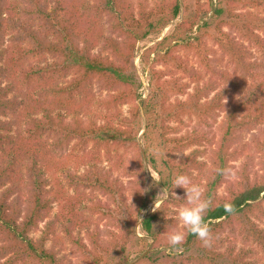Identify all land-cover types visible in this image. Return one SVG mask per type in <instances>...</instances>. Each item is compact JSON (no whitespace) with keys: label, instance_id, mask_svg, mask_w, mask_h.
<instances>
[{"label":"trees","instance_id":"1","mask_svg":"<svg viewBox=\"0 0 264 264\" xmlns=\"http://www.w3.org/2000/svg\"><path fill=\"white\" fill-rule=\"evenodd\" d=\"M26 1L32 5L26 14L41 16L51 34L41 35L31 24L5 19V0H0V79L7 72L2 40L7 26L20 28V39L29 44L21 49L19 57L45 53L57 59L51 70L71 77L68 87L60 89L68 95L71 113L46 110L42 118L34 119L33 127L39 137L53 139V151L65 150L71 144L83 151L79 167L84 171L67 172L68 185L79 192L77 195H68L63 187L48 188L50 167L42 160L45 155L32 153L30 147L14 141L13 122L6 117L16 112L19 102L0 81V264H73L61 256L67 243L92 264H107L109 256L128 264L130 242L148 245L146 238L137 237L138 226L154 241L147 259L156 264H163L154 254L162 246L171 248V252L181 250L169 254L165 264H264V127L259 128L260 135L254 141L242 140L244 131L264 124V105H259L264 84L255 83L248 90H241L237 83L219 88L208 44L198 37L179 44L181 38L174 33L164 39L175 42L174 46L155 54L150 67V93L138 101L134 68L137 43L161 32L179 16V0H155L150 7L145 0H96L93 7L99 15L108 17L111 31L118 37L97 33L99 43L105 41L111 50L106 56L92 52L97 40L86 38L84 30L78 32V6L60 15L57 8L48 11L44 0ZM226 4L229 13L223 23L235 33L220 27L218 45L236 69L253 75L262 64L254 59L250 47L264 53V0H226ZM236 5L242 11L237 12ZM82 6L85 10L89 5ZM196 24L193 20L180 28L193 30ZM183 50L194 58L198 69L179 54ZM13 61L11 56L9 62ZM37 74L41 76L42 72ZM219 76L226 77L221 72ZM94 84L107 90V95L91 98L89 87ZM83 94L88 104L75 106V96ZM126 104L130 105L129 115L121 109ZM83 107L85 111L80 112ZM221 113L215 134L208 128ZM143 114L145 148L138 140ZM189 120H196L203 129L180 133ZM89 145L97 154L103 152L102 159L95 160L96 156L86 151ZM256 157L262 159L260 170L256 169ZM103 161H109L110 166H103ZM147 164L159 175V183L170 198L142 217L156 198ZM226 167H231L235 175L220 174ZM178 174H187L201 185L210 201L205 221L212 232L211 247H204L196 236L178 226L175 208L186 204L185 190L172 185ZM87 189L107 200L86 197L83 191ZM57 200L64 201L62 215L51 218L40 236L34 237L33 231L49 217ZM106 219L108 227L102 229L100 222ZM58 223L62 225L59 233ZM173 231L185 233L178 249L168 243Z\"/></svg>","mask_w":264,"mask_h":264},{"label":"rangeland","instance_id":"2","mask_svg":"<svg viewBox=\"0 0 264 264\" xmlns=\"http://www.w3.org/2000/svg\"><path fill=\"white\" fill-rule=\"evenodd\" d=\"M47 3V10L52 11L54 8L60 10V15H66L70 10H73L78 6L80 10V16L78 20L80 22V28L78 32L85 31L86 38L97 40L94 44V49L92 50L95 54H102L104 56L111 53V50L106 48L105 41L99 43V38L97 37L98 32H104L105 37L118 38L115 33L111 31V23L106 15H99V13L93 7L96 3V0H44ZM140 0H133V2H138ZM150 6L153 5L155 0H145ZM181 10L179 16L173 20L168 26L163 28V30L156 34H151L145 39L139 41L135 50L134 58V68L136 71V87L137 92L140 95L138 101L146 99L150 93L151 85V74L150 67L152 66L155 58V54H163L165 51L170 50L174 43H170V40L164 41L165 38L172 36L174 33H177V37L181 38L178 43L185 44L188 41H195V39L202 38L206 44H208L211 54L209 58L211 59V64L216 68L218 74L214 76L218 80L220 86L219 88L229 85L232 83H237L240 86L241 90H248L255 83L264 84V53L257 48H252L254 52V59L259 60L262 64L257 70H254L253 75L244 73L241 69H236L235 65L230 63L227 55L219 47L217 38L220 37L219 28L222 30L228 31L232 34L235 33L234 29H231L228 25H225L223 22L227 20L229 10H227L226 0H179ZM83 4H87L84 10ZM240 5H236V11H242ZM32 5L26 0H5L3 4L4 17L5 19H14L16 23L29 25L31 24L33 28L41 35L51 34L45 21H42L41 16L33 14L32 17H29L26 12L31 11ZM220 10H223L222 13H219ZM95 19V21H94ZM195 21L197 24L190 30L189 28H180L184 24H189L191 21ZM222 23V24H221ZM221 24V25H220ZM20 28L18 30L14 29L13 26H7L3 34V44L5 48V63L7 72L0 79L1 85L8 86L12 92L10 96L16 97L19 106L15 113L6 117V119L13 122V131L14 141L18 145H23V147H30V151L34 153L42 152L45 156L42 159L43 162L50 167V170L47 172V178L49 180L48 188H55L60 190V187L65 188L68 195H77L79 192L74 190L68 185L67 181V172L71 171L72 173H82L84 171L83 167H79L80 156L84 153L79 149H74L72 144L65 150L53 151V139L48 137H39L35 133L33 121L35 118H42L43 113L46 110H54L56 112L60 111L62 113L70 114L68 95L63 92H60L61 88L68 87L70 81V75L65 73L59 76L58 73L53 72L51 67L53 62H56L57 59L49 54L37 53L31 57L21 58L19 57L20 51L22 48L28 46V42H23V39H20ZM53 39L54 37L50 35ZM98 38V39H97ZM183 40V41H181ZM78 43L82 46V38H78ZM184 42V43H182ZM181 49V48H179ZM179 54L185 58H189L190 63L193 64L196 69L198 65L195 62L192 56L186 53V51H179ZM14 59L13 62H9L10 57ZM39 68H42L40 70ZM157 68H164L163 66H157ZM44 69V71H43ZM42 72V75L39 76L37 73ZM220 72L225 75V79L220 77ZM45 73V74H44ZM41 74V73H39ZM264 93V87L262 88ZM91 98L94 100L103 98L107 95L108 91L102 89L98 84H94L89 87ZM192 91V88L189 90ZM186 95H183L181 98L185 99ZM75 106H79L80 103H83L85 106L88 104L87 96L85 94L75 96ZM261 107L264 105V95L259 104ZM129 104L123 105L121 107L124 115H129ZM85 107L79 109L80 112H84ZM223 113H221L216 121L212 122L211 128L212 132L215 134L218 133V126L222 121ZM139 126L141 128L138 140L141 143V147L145 148V139L144 131L146 126V118L144 114L140 117ZM196 120H189L181 127L180 133L192 132L201 128ZM260 127H264V124L259 127H254L253 130H247L243 132L242 140L246 143L254 141L256 135H260ZM205 130V129H204ZM192 149L190 148L180 156H185ZM87 152L94 154V159H102L103 152L98 153L92 149V146H88ZM97 154V155H95ZM77 156V157H76ZM74 160L72 161L71 159ZM205 157L204 159H206ZM29 157L24 155V160L28 161ZM94 160V161H95ZM262 159L256 157V169L260 170L262 168ZM103 166L106 168L110 166L109 161H103ZM20 169V166H17ZM147 174L150 176L151 181L154 183L151 186V190L155 192V200L149 203L146 210L143 212L142 217H145L153 213L155 204H157V209L161 204L170 198V193L163 188L159 183L160 177L147 164ZM153 175L157 178L158 181H155ZM222 191V190H221ZM86 197H93L95 200L100 198L101 201L107 200V198L99 193H91L88 189L83 191ZM176 195H181L175 193ZM64 203L63 200H57L54 202V207L52 213L45 219L44 222L40 223L38 229L33 231L32 235L38 237L41 234L42 229H45L48 221L56 215H62L61 206ZM156 209V210H157ZM179 208H175L178 210ZM179 221L178 215L175 216ZM107 219L100 222L102 229H106ZM261 225L264 227V220L261 222ZM179 227H182L181 222L179 221ZM61 224H57L56 231L61 232ZM138 238H146L148 245L136 244L135 240L129 243L128 253L126 257L128 258V264H156L147 259V254L152 251L153 239L146 236L142 231L141 227L138 226L136 229ZM81 237H84V233L81 234ZM61 256H65V260H69L73 264H92L88 262L83 256L82 253L72 244L67 243L62 248ZM179 251V250H178ZM177 251V252H178ZM181 251V250H180ZM179 251V252H180ZM176 250L171 252V248L162 246L157 250H154V254H157V258L161 260L163 264L167 261V256L175 255ZM264 258L263 255H261ZM107 264H120L118 262V257L109 256L107 258ZM105 264V263H103Z\"/></svg>","mask_w":264,"mask_h":264},{"label":"clouds","instance_id":"3","mask_svg":"<svg viewBox=\"0 0 264 264\" xmlns=\"http://www.w3.org/2000/svg\"><path fill=\"white\" fill-rule=\"evenodd\" d=\"M186 155V153H185ZM201 159H204L203 157ZM155 181L157 178L151 172ZM220 174L224 176H234L235 172L231 167L220 170ZM173 188H182L185 190L186 204L178 209V218L181 225L187 229V232L196 236L204 247L212 246V232L209 224L205 221V215L210 209V201L205 198L204 188L193 182L192 178L187 174L174 175L172 180ZM226 207H230L226 205ZM157 204L153 211H156ZM185 240V233L182 231H173L168 235V243L173 248H179Z\"/></svg>","mask_w":264,"mask_h":264}]
</instances>
